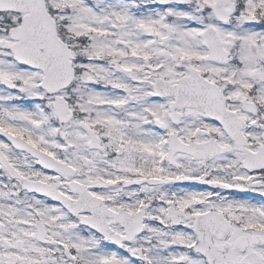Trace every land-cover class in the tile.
Returning a JSON list of instances; mask_svg holds the SVG:
<instances>
[{
	"label": "snow or ice",
	"instance_id": "6c2138e0",
	"mask_svg": "<svg viewBox=\"0 0 264 264\" xmlns=\"http://www.w3.org/2000/svg\"><path fill=\"white\" fill-rule=\"evenodd\" d=\"M0 264H264V0H0Z\"/></svg>",
	"mask_w": 264,
	"mask_h": 264
}]
</instances>
